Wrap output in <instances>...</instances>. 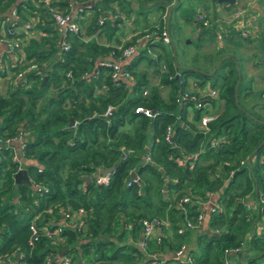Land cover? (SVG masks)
<instances>
[{
  "label": "trees",
  "instance_id": "trees-1",
  "mask_svg": "<svg viewBox=\"0 0 264 264\" xmlns=\"http://www.w3.org/2000/svg\"><path fill=\"white\" fill-rule=\"evenodd\" d=\"M112 2L128 11L126 0H96L80 6L77 30L61 33L41 0H0V19L10 7L15 9L12 29L33 17L30 28L41 32L37 37H24L22 31L8 33L18 41L12 51L20 59L12 64L7 59L10 74L6 91L0 93V136L22 135L21 166L30 183L14 182L18 164L11 159V147L2 148L0 256L13 257L19 251L21 264H43L46 257L62 254L69 256L68 264H156L160 258L158 264H184L173 252L186 244L192 264H229L225 256L235 248L241 264H264V221H260L264 203L256 201L259 195L264 197V112L252 114L253 104L243 102L244 97L264 96L249 86L240 88L239 58L230 53L220 59L225 54L222 47L210 56L207 68L200 66L198 54L189 63L179 61L177 39L168 28L169 43L155 38L165 25L161 18L122 43L83 39L99 27L115 28L119 19L109 20L101 10L116 14ZM49 5L63 13L70 7L67 0H50ZM86 7L92 14L82 33L79 13ZM203 20L202 15L199 38L206 33L212 36L213 23ZM151 31L154 35L137 46V38ZM231 32L227 28L221 36L230 40ZM130 44L136 45V51L122 64L129 78H113L103 59H117L118 46ZM151 50L153 56L148 54ZM28 63L35 68L25 70L23 80L16 78L15 72ZM149 66L160 85L150 84ZM43 75L46 79L40 83ZM163 85L165 96L160 91ZM205 85L217 90L222 103L203 131L198 121L204 109L188 99L177 103L175 98L184 91L197 95L196 88ZM203 98L211 104L216 99ZM136 106L149 114L135 111ZM167 126L169 141L164 138ZM145 154L149 161H143ZM115 162L107 182L96 183L93 173ZM131 171L138 181L130 178ZM85 176L90 177L87 182ZM184 194L189 201L179 208L176 201ZM209 195L217 204L214 209L200 206ZM65 209L70 214L81 212L70 224L68 217L66 221L61 217L60 210ZM199 212L202 225H184L177 232ZM152 217L158 219L159 240H147L142 250L140 221ZM30 219L38 228L32 246L27 242ZM57 225L61 229L55 236L42 234V229Z\"/></svg>",
  "mask_w": 264,
  "mask_h": 264
},
{
  "label": "crops",
  "instance_id": "crops-1",
  "mask_svg": "<svg viewBox=\"0 0 264 264\" xmlns=\"http://www.w3.org/2000/svg\"><path fill=\"white\" fill-rule=\"evenodd\" d=\"M94 1L96 0H86L83 2H77V0H67L70 6V11L77 10L80 6H89ZM126 1L127 4L125 7L128 8V11L118 8L115 2L110 3V5L115 7L114 13L116 14H112L110 9L105 10L101 8L102 16H106L109 20L119 19L117 20L114 29H109L106 26L99 27L95 31L87 35H83V39L87 40L89 38H94L104 45L122 43L124 40H127L142 31H146L154 25H157L159 19L161 18L168 30H170L173 33V36H175V39H177L178 46L179 38H188L185 40L186 42H191L190 39L192 38L196 39L192 48L183 50L178 47L177 54L179 56V61L189 63L190 57L198 54L201 62L200 66L207 68L211 65L209 62L210 56H215L220 47H222L225 52L220 59L228 56L230 53L234 54V41L238 35L240 36L238 25L241 22L245 26H254L255 32L251 37H248L247 41L242 37L245 44L238 48L237 55H240L239 58L242 57L241 59H243L244 57L245 59L241 61L242 63L240 67L242 66L243 74L248 78H251L250 75L254 71H257V74L259 73V64L262 65L264 62V59L259 56L260 52H258V48L264 44V0H234L231 6L228 5L231 3H212L211 0H170L169 10L161 0ZM160 3L164 5V8L160 5ZM186 5H192L194 10L192 12H187L184 9ZM236 10L240 11L239 19L233 16L234 11ZM200 13L203 15L207 23H213L211 24L213 26L212 36L206 33L201 35V38H199L200 29L198 27V14ZM6 14H8V12ZM91 14L92 11L88 7L79 13V26L82 33L86 30ZM33 20L34 18L32 17L30 18V21L25 22L28 24L25 28L15 26L13 28V32L22 31L24 37H37L41 32L40 30L30 28ZM169 24L171 25L169 26ZM227 28L234 31L231 32L232 34L230 40L221 36V31H224ZM137 39V46L141 45V43H143V37L139 36ZM0 51L9 55V58L12 56L11 51H8V49H6V47L2 44H0ZM253 53H255V55H253ZM148 54L153 56L154 50L149 51ZM172 54L175 53L172 51ZM173 58H175V56H173ZM237 62L240 61L238 60ZM142 66L144 65L141 64L140 67ZM147 70L150 84L160 85L158 75L154 72L153 68L149 66ZM260 70L264 71V69ZM263 77L264 74L262 77L257 79L258 83L256 84L258 85V91L264 86ZM187 81L188 87L191 88L193 82L192 79L189 78ZM196 90L198 89L196 88ZM261 98L257 97L254 101H249L247 97H244L243 102H245L246 105H250L252 103V107L262 113L264 110L263 108L260 109V103L264 100V98ZM221 103L222 101L220 100L216 111L220 109ZM15 150L16 153H19V143H16ZM212 201H214L212 197H209L208 199L201 201L200 206L210 209ZM243 249L245 250V248ZM225 259L229 264L242 263L239 256L233 251H228Z\"/></svg>",
  "mask_w": 264,
  "mask_h": 264
},
{
  "label": "built area",
  "instance_id": "built-area-1",
  "mask_svg": "<svg viewBox=\"0 0 264 264\" xmlns=\"http://www.w3.org/2000/svg\"><path fill=\"white\" fill-rule=\"evenodd\" d=\"M42 3L46 6H48V10L51 14V17L54 21L55 26L57 27V29L59 31L64 32L66 30H71V31H75L78 28V22L76 20V18L78 17V11L80 10V8H78L77 10H73V11H67L65 13H63L62 11L56 9L55 7H52L49 5L50 0H41ZM239 15H240V11L236 10L234 11L233 16L237 17V19H239ZM16 18V12L14 7H10V9L8 10V14L4 15L2 19H0V44L4 45L6 47V49H8V51H11V57L9 58V55H7L6 53H3L2 51H0V71L1 72H6V74L9 71L8 69V61L7 59L11 60V62L9 64H12L14 60H16L17 55L15 52L12 51L13 47L18 46V41L10 38L8 36V33H11L12 31H14V29H12V22L11 20H14ZM198 19H202V14H198ZM99 22L101 21V18L98 20ZM203 23H207L206 20H203ZM28 24L23 23L21 27H27ZM239 28V34L241 37L243 38H248L251 37L254 32H255V28L250 27V26H245L243 23L240 22V24L238 25ZM154 35V31L145 33L142 37L144 39L149 38L151 36ZM219 37V35H218ZM155 38H159L161 40V42L163 43H169L170 42V38L168 35V31H167V27L163 24L161 30H160V34L158 36L155 35ZM61 47L62 49H66L67 48V44L64 42H61ZM118 57L117 59L113 60L110 59L111 57L105 58L103 59L104 64L109 65L111 67V76L113 78H122V79H128L129 78V74L127 71H125L122 68V64L124 62L127 61V59H129V57H131V55L136 51V45L135 44H130V45H126V46H118ZM21 57V55H20ZM20 58H18L19 60ZM35 68V64L34 63H28L24 69L18 70L15 72V76L18 79L23 80V74L25 72V70H30ZM193 85V82H192ZM196 92L198 93L197 95L194 93H190L188 91H184V92H179L176 95L175 101L177 103H181L182 100L184 99H188L191 100L195 107H202L204 109V106L209 104L210 102H206L200 99V97H208V98H216L217 97V90L213 89V88H209L208 86H205L202 89H198L196 90ZM260 95L264 96V87L263 89L260 91ZM109 109V106L107 107L106 110ZM135 111H140L143 112L144 114L148 115L149 111L148 109L142 108L141 106H136ZM216 115V111H209V110H203V113L201 114L199 121H198V126L203 130H207V123L208 121H210L211 119H213ZM164 138L169 141L170 140V127L167 126L166 127V131L164 134ZM22 142H23V138L21 134H16L14 136L11 137H2L0 136V153H1V149L2 148H6V147H11L12 149V155H11V159L16 161L18 164V168L22 167V156H21V147H22ZM16 143H19V153H16L15 150V145ZM211 144H214L215 141L211 140L210 142ZM192 157H196V153L192 154ZM149 157L148 155H143V161H149ZM177 163H182L183 159L181 158H176ZM241 162V161H240ZM132 180H137V178H132L130 177ZM108 179V175H97L95 176V182L96 183H106ZM209 197H212V199L214 200L213 196L209 195ZM207 198V199H208ZM189 201V196L184 194L182 195L177 201H176V205L179 208H182V203H186ZM258 203H264V197L262 195H259L258 199L256 200ZM217 207V204L212 201L211 203V207L210 209H214ZM46 212L50 213L51 212V208H47ZM81 212V209H78L77 211H71V214L67 211V209L65 210H60V214L62 215V219L63 221H66L67 217L69 218L68 222L70 223L72 221V217L77 216L79 213ZM202 218L203 215L201 212H199L194 221L191 220H185L184 223H182L178 228H177V232H181L182 227L185 225L187 227H193L195 225H202ZM260 221H264V217H261ZM62 222V221H61ZM141 237L138 241V247L140 249H144L146 246V242L147 240H152V241H158L159 240V235L156 232V225L158 223V219H156L155 217L152 218H142L141 219ZM161 223H163L165 226H167L168 222L166 220H162ZM71 224V223H70ZM72 224H74L72 222ZM27 227H28V231H29V235H28V244L30 246H32L34 244V242L37 240V236H38V228L36 226V224L34 223L33 219H30L27 223ZM61 227L60 226H56L54 229L49 230L48 228H44L42 229V234H44L45 236L51 237V236H55L59 231H60ZM237 250V248L230 250L235 252ZM15 258H13L10 255H4V256H0V264H21V262L19 261V259L22 256L21 252H14L13 253ZM173 255L179 260V262H182L184 264H192V255L189 252L186 244H181L174 252ZM148 256L150 257H159V255H156L155 253H149ZM163 261V258L158 259V261L156 262V264L161 263ZM227 262V261H226ZM69 263V256L67 255H60V257H55V258H50L49 256L46 257L45 262L43 264H68ZM228 263V262H227Z\"/></svg>",
  "mask_w": 264,
  "mask_h": 264
},
{
  "label": "rangeland",
  "instance_id": "rangeland-1",
  "mask_svg": "<svg viewBox=\"0 0 264 264\" xmlns=\"http://www.w3.org/2000/svg\"><path fill=\"white\" fill-rule=\"evenodd\" d=\"M184 9L187 11V12H192L194 9H193V6L192 5H186L184 7ZM182 37V36H181ZM188 39V38H179L178 41H179V49H183V50H186L188 48H192L193 44L196 42V39L195 38H192L190 39L191 42H186L185 40ZM244 41L242 39V37H240L239 35L237 36V38L235 39L234 41V55L237 56L238 58L240 57V55L238 56L237 53H238V48L239 47H242L244 45ZM258 52H260V57L264 59V44L262 46H260L258 48ZM258 56V55H257ZM242 58V57H241ZM239 58L238 60L240 61L239 62V65H241V61L244 60L245 58L243 57V59ZM141 64H144V63H141ZM260 69H264V62L263 64H259V73L257 74V71H254L250 76L251 78H248V77H245L244 74H243V71H242V66H241V76H242V79L240 81V88L244 87V86H249L250 88H252V92L254 91H257V87L258 85L256 83H258V78L259 77H262V75L264 74V71L260 70ZM10 72H8L7 74L5 75H1L0 74V93H4L8 87V84H9V80H8V76H9ZM264 78V77H263ZM264 87V86H263ZM263 87L260 89V91L263 89ZM160 91H161V94L163 96L166 95V92H167V86L163 85L160 87ZM251 99L252 101H254L256 99V97L254 96V99H253V96H251ZM251 99L248 98V100L250 101ZM219 99L216 98L214 100V103L213 104H207L204 106V109L205 110H209V111H216L217 110V107L219 105ZM251 101V102H252ZM251 113L252 114H255L256 111H254L255 109L251 108L250 109ZM21 214H18V216H20Z\"/></svg>",
  "mask_w": 264,
  "mask_h": 264
},
{
  "label": "water",
  "instance_id": "water-1",
  "mask_svg": "<svg viewBox=\"0 0 264 264\" xmlns=\"http://www.w3.org/2000/svg\"><path fill=\"white\" fill-rule=\"evenodd\" d=\"M168 8V10L170 9V3L168 0H161ZM212 3L216 2V3H222V2H225V3H232L234 2V0H211ZM172 51L174 53V48L172 46ZM174 56V54H173ZM173 61H175V58H173ZM215 68V67H214ZM214 68L212 69V71L214 70ZM211 72V71H210ZM238 72V70H237ZM178 73H176V76H177ZM46 79V75H43L42 77V80L40 81V83H43V81ZM237 82H238V79H237ZM69 123H72V120L70 119L69 120ZM172 147L176 150V146L172 145ZM116 162L109 166V167H104V168H98L94 173H93V177L97 176V175H105V174H108L115 166H116ZM13 179H14V182L15 183H19V182H25V183H30V180H29V177L27 175V172H26V169L24 167H19L16 169V171L13 173L12 175ZM130 177L132 178H137V175H136V172L135 171H131L130 172ZM85 181L87 182L90 177L89 176H85L84 177ZM65 250H62L60 251L59 253L62 254L64 253Z\"/></svg>",
  "mask_w": 264,
  "mask_h": 264
}]
</instances>
